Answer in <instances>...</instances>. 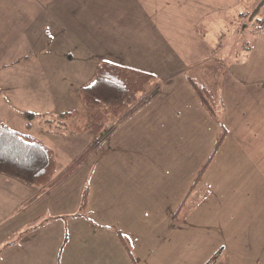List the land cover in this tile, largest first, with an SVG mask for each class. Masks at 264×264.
<instances>
[{"label":"crops","instance_id":"1","mask_svg":"<svg viewBox=\"0 0 264 264\" xmlns=\"http://www.w3.org/2000/svg\"><path fill=\"white\" fill-rule=\"evenodd\" d=\"M91 1L100 6L104 0ZM224 1L107 0L106 20L103 19L102 14L89 15L87 19L78 14L79 0H0V123H6L14 130L30 135L52 148L56 155L57 171L60 174L95 139V133L87 131L89 135L92 133L91 139L81 143L84 142L82 139L86 132L79 133V121L73 118L63 119L61 116L65 112H72L80 108V89L94 80L100 62L109 61L125 67L152 72L146 70L144 67L146 63L142 64L140 60L148 61L154 57L164 58V53H162L164 48L161 51L156 49L157 45L160 47V43H156L157 38L152 40L151 35H155L153 29L159 28V22L165 21L168 23L169 38H171V42H169L171 53H178L181 50L182 53L190 55L205 52L207 56L210 51L212 54L224 53L225 47H227L225 38L229 39L228 43L230 44L234 33H238L239 30L233 28L232 30H221L217 32L218 42L209 43L202 33V24H207L209 21L217 22V17L222 16L225 12L235 13L237 21L240 19L243 22L246 14L249 15L251 12L250 16L253 18L264 17V0H237L236 3L231 2V4ZM161 5L167 6L168 16L161 13ZM259 6L260 8L256 12ZM254 7L255 9H253ZM145 9L151 11H145ZM104 20L107 22V32L97 29L99 27L93 23ZM241 24L239 22V25ZM245 26L247 25L243 23L242 27ZM170 29L172 30L170 31ZM149 30L151 31L149 32ZM176 35H179L183 45L185 47L187 45V48L182 47L180 50L174 48ZM262 37L264 39V35ZM193 39L197 41L196 46L192 42ZM257 40L253 39V41ZM251 51L249 50V54ZM118 52L128 54V58L117 54ZM259 58L260 56L255 55L249 69L242 73L244 76L238 78V85L253 88L254 94L246 101L241 95H237L232 105V111L239 124L248 128L254 125L258 110H264V60ZM212 59L210 58L208 61L215 62ZM194 61L184 62L181 59L179 65L181 67L177 68L175 67L176 63L172 59L170 62L167 57L163 64L166 63L167 68L171 67L175 70L172 73L174 76L179 70H181L180 73L183 71L189 73L204 63L201 60ZM220 62H223L222 59ZM165 76L163 83L165 80H169L168 75ZM202 83L210 87L208 84ZM163 93L160 86L159 95L123 123L92 154L93 157L99 149L107 144L117 145L124 142L126 138L134 139V134H129V132L135 126L138 118L145 116L157 105ZM196 97L200 114L208 119V123L209 119L210 121L218 120L217 115L213 118L204 110L198 95ZM26 114L31 115L28 117ZM158 114L162 119L157 121L160 125L154 127V132L166 134L164 139L168 142L169 134L174 129L171 119L175 117L174 110L172 112L169 109L165 113L159 112ZM68 124L74 125L73 128L66 129ZM222 127L228 133L226 127L224 125ZM161 142L155 138L153 144L155 147H159ZM57 150L65 152L69 160L61 172L58 170ZM71 176L51 188H39L28 186L18 179L0 173V219L15 214L16 210L23 213L16 219L15 216H12L14 220L12 219L13 221H10L8 226L2 229V233L0 232V264H144L149 261L154 252H149L148 258L145 260L146 257L142 256L143 262L139 261L132 242L127 238L129 232L125 231V228H121V222L116 216L118 210L127 217L131 214L136 215L139 207L134 205V200H127L131 202L127 204L129 210L124 206V209L131 214H128L122 207L115 211L116 202L111 190L97 191L92 205H97L99 197V204L105 206L107 203L109 210V212L107 211V226L101 227L88 215L80 213L81 200L78 195L73 200L70 194L60 193L61 188L71 180ZM234 193L238 194L237 191ZM124 195L126 198H143V191L125 192L121 198ZM51 199L53 200L51 201ZM49 200L50 203H48ZM258 202L251 198V209L247 215L246 213L241 215L242 212L237 211L236 218H233L236 219V230L242 223L248 221L249 216L255 213ZM65 203L67 205H63ZM223 204L224 196L220 203L217 201L215 208L219 206L224 208ZM190 205H187L185 211ZM140 210L143 211L141 208ZM194 212L196 219L200 214H197V211ZM92 213L93 211L89 212V214ZM63 218L77 221L76 223L71 222V225L80 223L81 226V224L88 223L95 229L100 226L104 230L102 233L104 236L97 237L96 234H93L90 238L88 234H82L69 239L67 232L70 223L63 224ZM204 218H200L202 224L200 229H195L196 240L193 241L189 237L190 241L185 249V254L187 256L195 254L193 250L198 252V246L205 244L207 245L205 249L200 250V254L207 256V261H204L203 264H206L215 255L218 256L216 262L218 264L222 260L223 246L226 242L234 245L236 243L238 246H241V243L235 239L237 235L235 232L229 231L225 238L224 232L219 230L225 225L220 221L223 219V213L219 212V216H212L210 220L209 216L205 214ZM128 220L129 218H126L125 222ZM186 221L191 227L189 225L185 227V232L191 233L194 222L193 213L191 220L187 219ZM249 227L251 228V226ZM252 228L254 231V233L251 232L252 238L258 239L255 245H261L255 252V245L251 243L249 247L253 249L248 252L250 257H245L249 261L251 260L249 264H264L263 215L260 222L253 225ZM209 230L212 231L209 232ZM215 230L221 231V233H217ZM257 230H262V233ZM119 232L124 235L126 243H131L132 251L124 247L126 244L118 235ZM65 234L67 238H65ZM242 234L248 235L249 232ZM111 241L115 242L112 246ZM210 247L211 251L206 255V250L208 252ZM234 248L233 253L237 254L236 245ZM239 255H241L239 256L241 257L240 261L244 258V253H239Z\"/></svg>","mask_w":264,"mask_h":264},{"label":"rangeland","instance_id":"2","mask_svg":"<svg viewBox=\"0 0 264 264\" xmlns=\"http://www.w3.org/2000/svg\"><path fill=\"white\" fill-rule=\"evenodd\" d=\"M224 2L231 4V2L236 3L237 0H225ZM161 6V13L168 16L167 6ZM145 11L151 10L145 9ZM77 12L86 19L89 15L102 14L103 19L107 20V0L100 3V6L91 0H79ZM250 15L252 12L249 15L246 14L244 22L238 19L240 24L247 25L245 27H242V24L239 25L235 13L232 12H225L222 16H218L217 22L209 21L207 24H202V33L209 43L218 42L217 32L221 30H232V28L239 30L238 33H234L230 44L228 43L229 39L225 38L227 47H225L224 53L212 54L210 51L207 56L205 52L190 55L182 53V50L178 53H171L168 23L167 21L159 22L160 26L153 29L155 35H151V39L157 38L156 43H160V47L157 45L156 49L161 51L164 48L162 50L164 58L154 57L148 61H140L142 64L146 63L144 66L146 70H151L158 78V81L152 83L147 90H151L155 85L161 86L164 91L163 96L153 109L145 116L138 118L135 126L129 132V134H134V139L126 138L124 142L117 145L107 144L99 149L94 157L92 153V156L90 155L71 174L72 176L70 175L71 180L61 188L60 193L70 194L73 200L78 195L81 200L80 213L88 215L101 227L107 226V211L109 212V210L107 203L105 206L99 204V197L97 205H92L97 191L111 190L116 202L115 211L121 207L124 209V206L127 208V204L131 203L127 200L133 199L134 205L139 207L138 213L132 215L127 208L128 210H124L131 214L130 216L121 214L119 210L116 212V216L121 222V228H125V231L129 232L127 238L132 242L139 261L143 262L142 256L146 257L145 260L148 258L149 252H154L153 257L144 264H203L204 261L206 262L207 256L200 254V250H204L207 245H199L198 252L193 250L195 254L190 256L185 254V249L189 245V237L193 241L196 240L195 229H200L199 227L202 226L200 218H204L207 214L210 220L212 216H219V212L223 213V219L220 221L225 224L219 230L224 232L225 238L229 231L235 232L237 234L235 239L239 240L241 246L235 243L238 252L235 254L233 253L235 245L226 242L223 246L222 260L218 264H249L251 261L245 256L250 257L248 252H251L253 248L250 249L249 246L251 243L255 245L258 241L251 236V232L254 233L252 226L260 222L262 215L264 217V110H258L255 123L251 128L240 125L232 111L233 101L237 95H241L246 101L255 92L253 88L238 85V78L244 76L242 73L249 69L255 55L264 60V39H262L264 17L253 18ZM93 23L99 27L97 29L107 32L105 20ZM92 27L94 28L93 25ZM254 38L258 40L253 41ZM192 42L196 46V39H193ZM183 44L179 35H176L174 48L180 50L185 47ZM251 49L253 50L251 51ZM117 54L122 53L118 52ZM122 55L128 58V54L123 53ZM212 56H214L213 59ZM167 57L170 62L172 59L176 63L175 67L177 68L181 67L179 66L181 59L184 62L201 60L204 63L189 73L186 71L180 73L181 70H179L172 76L175 70L171 67L167 68L166 63L163 64ZM197 58L199 59L197 60ZM210 58L215 62L208 61ZM221 59L223 62H220ZM165 75H168L169 80H165L163 83ZM189 78H193L199 85L204 82L215 91L218 120L210 121L209 119L208 123V119L200 114L198 98ZM169 109L172 112L174 110L175 117L171 118L174 129L166 142L164 139L166 134L155 133L154 127L160 125L157 121L162 119L158 113H165ZM218 122L220 123L218 124ZM222 125L226 127L229 134L227 133L221 148L208 164L216 150L218 139L225 130ZM73 126L68 124L66 129H71ZM91 134L86 132L82 139L84 142L81 143L89 141ZM155 138L160 142L163 141L159 147H155L153 144ZM56 153H58V170L61 172L69 161L68 155L59 150ZM207 164L208 167L207 170H204L202 180L192 190L196 179ZM134 190L143 191V198H126L125 195L121 198L125 192ZM236 191L237 195L234 193ZM128 195L130 194L128 193ZM222 196H224V208L221 206L215 208L217 201L220 203ZM251 198L259 201L255 213L249 216L248 221L242 223L236 230V219L233 218H236L237 211L242 212L241 215L249 213ZM84 201L86 206L83 208ZM195 201L196 204H194ZM189 204L191 205L185 211ZM90 210L93 211L92 214H89ZM194 211L200 214L196 219ZM192 213L194 221L192 232L188 233L189 231H187L186 233L185 227L189 225L186 220H191ZM22 214V211L16 210L15 214L0 219V232L8 226L10 221L14 220L12 216H15L16 219ZM126 218L129 220L125 222ZM115 220L118 221L116 218ZM62 221H64L63 224L70 223L69 230L66 231L69 239L82 234H88L90 238L93 234H96L97 237L104 236L102 234L104 230L100 226L97 229L88 223L80 226V223L75 224L77 221L68 220V218H63ZM71 222H75L74 225H71ZM211 229L213 228L211 227ZM203 230L205 229L203 228ZM211 231L209 230V232ZM215 231L217 232V230ZM221 231L217 233H221ZM257 231L262 233V230ZM247 232H249L248 235L242 234ZM67 235L65 234V238ZM111 243L112 246L115 242L111 241ZM125 244L126 246H123L131 250V243ZM260 245L254 246L255 252L258 251ZM210 251L211 247L208 248V252L206 250V255ZM239 253H244V258L240 261Z\"/></svg>","mask_w":264,"mask_h":264},{"label":"trees","instance_id":"3","mask_svg":"<svg viewBox=\"0 0 264 264\" xmlns=\"http://www.w3.org/2000/svg\"><path fill=\"white\" fill-rule=\"evenodd\" d=\"M259 8L260 6L256 12ZM156 81L158 78L151 73L109 61L100 62L94 80L80 89V108L65 112L61 116L63 119H77L79 133L93 131L96 135L93 142L58 174L56 155L52 148L30 135L14 130L6 123H0V173L18 179L31 187L51 188L59 184L81 166L123 123L159 95L158 85L147 90ZM189 81L204 110L215 118L217 115L215 92L205 84L199 85L193 78H189ZM30 115L26 114L28 117ZM226 135L227 131L224 130L208 164ZM208 164L196 179L192 190L201 180ZM85 206L84 201L82 207ZM118 234L126 243L125 237ZM217 258L218 256L215 255L206 264H216Z\"/></svg>","mask_w":264,"mask_h":264}]
</instances>
